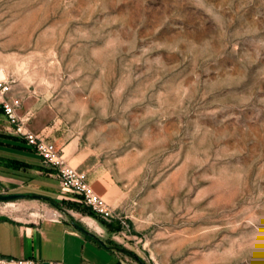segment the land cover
Segmentation results:
<instances>
[{
	"label": "rangeland",
	"instance_id": "obj_1",
	"mask_svg": "<svg viewBox=\"0 0 264 264\" xmlns=\"http://www.w3.org/2000/svg\"><path fill=\"white\" fill-rule=\"evenodd\" d=\"M0 77L114 217L1 207L113 223L126 264H264V0H0Z\"/></svg>",
	"mask_w": 264,
	"mask_h": 264
},
{
	"label": "crops",
	"instance_id": "obj_2",
	"mask_svg": "<svg viewBox=\"0 0 264 264\" xmlns=\"http://www.w3.org/2000/svg\"><path fill=\"white\" fill-rule=\"evenodd\" d=\"M11 94L17 96L13 88ZM22 111L29 130L45 137L50 136L47 122L42 121L37 108L26 103ZM65 148L62 149L64 156ZM0 191L24 192L27 195L33 192L57 203L64 201L59 197L61 193L54 170L43 166L35 151L23 138L14 134L1 109ZM54 210L61 213L58 219L21 215L0 206V257L10 259L9 264H19L17 260H22L21 264H126L113 246L105 242L107 247H103L97 240L76 230L70 224L71 218L68 219L64 214V209ZM80 216V221L91 227L100 238L103 237L101 232L104 229L110 233L114 228L113 223L98 225L91 217Z\"/></svg>",
	"mask_w": 264,
	"mask_h": 264
},
{
	"label": "built area",
	"instance_id": "obj_3",
	"mask_svg": "<svg viewBox=\"0 0 264 264\" xmlns=\"http://www.w3.org/2000/svg\"><path fill=\"white\" fill-rule=\"evenodd\" d=\"M11 92L12 81L0 77V109L11 125L14 134L23 138L26 144L35 151L43 166L54 170L60 193H74L95 215L105 220L113 218L114 210L94 190L86 173L70 165L62 150L56 147L52 141L27 128L26 120L19 114L21 99L13 96ZM50 216L53 219H58L61 213L58 210H53ZM10 262V259L0 257V264H9ZM16 262L23 263L22 260Z\"/></svg>",
	"mask_w": 264,
	"mask_h": 264
},
{
	"label": "water",
	"instance_id": "obj_4",
	"mask_svg": "<svg viewBox=\"0 0 264 264\" xmlns=\"http://www.w3.org/2000/svg\"><path fill=\"white\" fill-rule=\"evenodd\" d=\"M27 194L25 193H0V202H5V201H11L15 199H21V198H26ZM35 198H40V195L34 194ZM70 224L79 232L84 234L85 236H88L90 238H93L97 240L103 247H107L105 241L100 238L96 233L91 231L88 227H86L84 224L75 221L73 218L70 219ZM135 259L139 262V264H145L139 257L135 256Z\"/></svg>",
	"mask_w": 264,
	"mask_h": 264
},
{
	"label": "trees",
	"instance_id": "obj_5",
	"mask_svg": "<svg viewBox=\"0 0 264 264\" xmlns=\"http://www.w3.org/2000/svg\"><path fill=\"white\" fill-rule=\"evenodd\" d=\"M51 199V198H50ZM51 202L56 206V207H58V205H57V202L55 201V200H53V199H51ZM88 208V207H87ZM89 209V208H88ZM89 211H90V213L92 214V215H95L90 209H89ZM86 237H88V236H86ZM88 238H90V237H88ZM93 239V238H92ZM95 240V239H94Z\"/></svg>",
	"mask_w": 264,
	"mask_h": 264
}]
</instances>
